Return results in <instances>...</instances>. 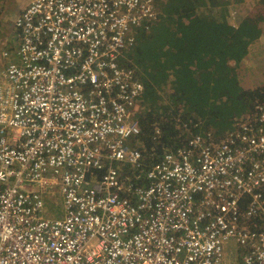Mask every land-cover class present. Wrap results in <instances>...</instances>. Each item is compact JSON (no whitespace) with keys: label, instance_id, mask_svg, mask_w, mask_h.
<instances>
[{"label":"built area","instance_id":"built-area-1","mask_svg":"<svg viewBox=\"0 0 264 264\" xmlns=\"http://www.w3.org/2000/svg\"><path fill=\"white\" fill-rule=\"evenodd\" d=\"M163 1L20 10L0 53V264H264L263 105L146 170L130 144L143 85L119 59ZM55 186L63 216L44 217Z\"/></svg>","mask_w":264,"mask_h":264},{"label":"trees","instance_id":"trees-1","mask_svg":"<svg viewBox=\"0 0 264 264\" xmlns=\"http://www.w3.org/2000/svg\"><path fill=\"white\" fill-rule=\"evenodd\" d=\"M239 1L164 0L149 28L134 30V44L124 49L119 62L132 67L143 85L136 114L140 132L130 144L141 151L145 170L194 134L212 130L213 135H222L254 120L258 105L264 107V84L244 88L228 64V57L237 59L243 53L237 32L251 33L245 30L264 19V13L247 15L239 23L241 31L234 30L228 21L229 4L237 7ZM189 15L194 18L188 25L180 21ZM181 48L196 54L195 68L188 63L176 67L181 54L173 55ZM190 54L182 53L180 61L190 59ZM121 171L131 173L128 165Z\"/></svg>","mask_w":264,"mask_h":264},{"label":"rangeland","instance_id":"rangeland-1","mask_svg":"<svg viewBox=\"0 0 264 264\" xmlns=\"http://www.w3.org/2000/svg\"><path fill=\"white\" fill-rule=\"evenodd\" d=\"M30 0H0V53L2 50L12 51L17 46V34L13 28L14 21ZM229 16L228 21L232 28L237 31H241L239 23L242 18L253 14L259 17V14L264 13V0L258 2V0H240L237 3V7H233L229 4ZM175 12V10H174ZM178 15L177 12H175ZM194 16H186L180 18L184 24L188 25ZM178 19V17H177ZM251 33L237 32L239 37L237 43L242 48L243 53L236 59L234 57H228V64L233 66V71L238 75L240 84L244 88H253L258 85L264 84V19L256 21V25H252L251 29L245 30ZM227 36L232 38L227 32ZM8 51L9 53H12ZM191 52L190 59H182V53ZM173 56L181 54L180 58L176 62V67H183L185 63H188L191 68H195L197 63L196 54L193 50L185 51V48H181ZM10 58L2 59L0 56V64L9 61ZM197 66V65H196ZM212 131L208 130L207 132ZM52 192L47 191L43 195L44 200V212L42 215L48 218H57L63 216L62 199L59 193V187L55 186L51 189ZM231 248V250H230ZM227 251L229 257H236L240 248L238 245L233 246V241L228 243Z\"/></svg>","mask_w":264,"mask_h":264}]
</instances>
